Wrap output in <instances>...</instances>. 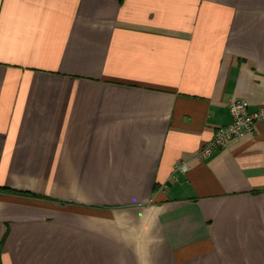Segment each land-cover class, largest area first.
Masks as SVG:
<instances>
[{
	"label": "crops",
	"instance_id": "crops-1",
	"mask_svg": "<svg viewBox=\"0 0 264 264\" xmlns=\"http://www.w3.org/2000/svg\"><path fill=\"white\" fill-rule=\"evenodd\" d=\"M264 0H0V264H264ZM150 230V231H149Z\"/></svg>",
	"mask_w": 264,
	"mask_h": 264
},
{
	"label": "built area",
	"instance_id": "built-area-1",
	"mask_svg": "<svg viewBox=\"0 0 264 264\" xmlns=\"http://www.w3.org/2000/svg\"><path fill=\"white\" fill-rule=\"evenodd\" d=\"M229 107L233 116L232 122L216 131L213 138L200 150V156H210L218 148L227 147L248 135L256 134L257 124L264 123V107L250 112L248 103L238 99L232 100Z\"/></svg>",
	"mask_w": 264,
	"mask_h": 264
},
{
	"label": "clouds",
	"instance_id": "clouds-1",
	"mask_svg": "<svg viewBox=\"0 0 264 264\" xmlns=\"http://www.w3.org/2000/svg\"><path fill=\"white\" fill-rule=\"evenodd\" d=\"M150 231V230H149ZM140 264H148V262L146 260H141Z\"/></svg>",
	"mask_w": 264,
	"mask_h": 264
}]
</instances>
